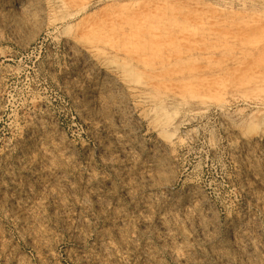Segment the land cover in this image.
I'll return each mask as SVG.
<instances>
[{
	"label": "rangeland",
	"instance_id": "obj_1",
	"mask_svg": "<svg viewBox=\"0 0 264 264\" xmlns=\"http://www.w3.org/2000/svg\"><path fill=\"white\" fill-rule=\"evenodd\" d=\"M195 263L264 264V0H0V264Z\"/></svg>",
	"mask_w": 264,
	"mask_h": 264
},
{
	"label": "bare ground",
	"instance_id": "obj_2",
	"mask_svg": "<svg viewBox=\"0 0 264 264\" xmlns=\"http://www.w3.org/2000/svg\"><path fill=\"white\" fill-rule=\"evenodd\" d=\"M254 3H255V2H254ZM124 41H125V39H124ZM90 44H91V43H90ZM86 45H88V44H86ZM95 45H96V44H95ZM82 46H84V45H82ZM97 47H98V46H97ZM97 47H96V48H97ZM85 48L87 49V50H86L87 52L92 53V54H95V52H96V53L99 52L98 49H97L98 52L96 51V48H95L93 45H91V46H87V47H85ZM96 56H97V55H96ZM91 57H92V56H91ZM125 65H126V64H125ZM103 66H104V65H103ZM103 66H102V67H103ZM127 66H128V65H127ZM129 66H130V65H129ZM129 66H128V67H129ZM130 67H131V66H130ZM126 68H127V67H126ZM126 68H125V69H126ZM132 68H133V67H132ZM105 69H106V68H105ZM128 69H129V68H128ZM109 70L111 71V68H109ZM126 70H127V69H126ZM126 70H125V71H126ZM129 70H132V69H129ZM178 70H179V69H178ZM106 71H107V70H106ZM132 71H133V70H132ZM107 72H108V71H107ZM107 72H105V73L107 74ZM128 72H129V71H128ZM128 72H127V73H128ZM133 72H134V71H133ZM108 74H109V73H108ZM120 74H121V73H120ZM118 75H119V74H118ZM128 75H129V73H128ZM124 77H125V76H124ZM125 78H126V77H125ZM127 83H128V82H127ZM128 84H129V83H128ZM135 85H136V84H135ZM156 85H157V84H156ZM157 86H158V85H157ZM131 87H132V86H131ZM136 87H137V86H136ZM139 88H140V87H139ZM129 89H130V88H129ZM131 89H132V88H131ZM131 89H130V90H131ZM134 89H135V86H134ZM137 89H138V88H137ZM137 89H136V90H137ZM141 91H143V90H141ZM141 91H139V92L141 93ZM136 94H137V92H136ZM134 95H135V94H134ZM141 96H142V95H141ZM143 96H144V95H143ZM147 96H148V95H147ZM136 97H137V96H136ZM139 97H140V96H139ZM140 98H141V97H140ZM140 98H139V100H140ZM147 99H148V98H147ZM136 100H138V99H136ZM141 100H142V99H141ZM142 102H143V101H142ZM140 103H141V102H140ZM155 109H156V108H155ZM153 110H154V108H153ZM159 113H160V112H159ZM156 114H157V113H156ZM162 114H163V113H162ZM165 115H166V114H165ZM167 115H168V114H167ZM167 115H166V116H167ZM143 117H144V116H143ZM159 117H160V116H159ZM164 117H165V116H164ZM160 118H162V117H160ZM154 120H155V119H154ZM155 121H156V120H155ZM169 121H170V120H169ZM157 123H159L162 127H164V126L167 125V124H166L167 121H164V119L157 120ZM168 123H169V122H168ZM162 129H163V128H162ZM160 135H161V134H160ZM198 216H202V217H204L203 215H198ZM196 220H197V219H196ZM198 221H200V220H198ZM211 223H212V222H211ZM201 225H203V224L201 223ZM206 225H207V224H206ZM201 227H202V226H201ZM204 227H205V226H203V228H204ZM207 228H209V227H207ZM201 230H202V229H201ZM201 230H200V231H201ZM203 230H204V229H203ZM201 232H202V231H201ZM203 233H204V232H203ZM241 245H242V244H241ZM243 246H244V245H243ZM187 262H188V261H187ZM190 263H191V262H190ZM195 264H196V263H195Z\"/></svg>",
	"mask_w": 264,
	"mask_h": 264
}]
</instances>
